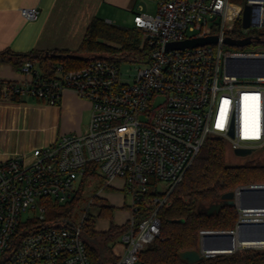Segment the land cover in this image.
I'll use <instances>...</instances> for the list:
<instances>
[{
	"label": "built area",
	"instance_id": "1",
	"mask_svg": "<svg viewBox=\"0 0 264 264\" xmlns=\"http://www.w3.org/2000/svg\"><path fill=\"white\" fill-rule=\"evenodd\" d=\"M155 2L154 15L133 17V27L144 33L151 52L132 78L122 79L116 60L91 56L82 68L57 65L53 76L45 78L27 61L19 70L31 76L29 85H7L8 96H31L49 105H57L62 92L71 90L90 102L91 112L84 133L64 134L28 155L0 161V264H91L82 230L88 212L78 224H47L41 205L43 198L70 201L90 164L96 166L102 188L113 179L123 181L130 216L119 236L124 252L116 264H138L140 252L159 235V209L208 138H221L233 150L264 149V0ZM246 7L250 26L243 32L260 30L247 39L262 44L224 49L233 27H242ZM21 14L34 20L39 11L22 8ZM207 36L217 41L165 48ZM229 60L234 61L231 70ZM251 186L264 184L235 192ZM151 191L158 194L145 204L148 214L137 221L138 204ZM93 204L90 200L88 207ZM237 209L236 225L229 231L240 222H264V209ZM25 212L31 215L28 223L22 220ZM208 232L215 231H200V239Z\"/></svg>",
	"mask_w": 264,
	"mask_h": 264
},
{
	"label": "trees",
	"instance_id": "2",
	"mask_svg": "<svg viewBox=\"0 0 264 264\" xmlns=\"http://www.w3.org/2000/svg\"><path fill=\"white\" fill-rule=\"evenodd\" d=\"M247 36L241 24L237 23L228 37L235 43L228 45L234 47L248 45L250 43ZM244 41L247 42L242 44ZM150 52L151 48L141 30L108 23L94 17L75 51L52 49L15 53L6 49L0 51V63L11 62L19 69L28 61L33 64L39 77L45 78L53 76L57 65L64 69L82 68L91 56H106L118 63L128 61L143 64L148 62ZM9 97L13 101H20L22 98L14 95ZM36 100L44 102L37 98ZM227 146V142L221 138L211 137L205 141L192 165L172 189L167 204L159 209V235L140 252L138 264H189L182 260L179 254L182 251L199 248L200 231L234 229L239 214L236 206L224 204L211 214L199 210L221 202V196L226 192L252 184H264V162L254 158L239 166H229L225 161ZM89 167L70 201L59 204L51 198L41 200L45 223L74 224L71 220L72 213L88 189L87 184L94 185L95 182L98 183L97 186L102 184L94 169L96 166L90 164ZM105 188L111 190V187ZM90 190L92 192V189ZM156 194L158 193L151 191L142 196L138 204L137 221L148 214L150 207H145V204ZM101 208L100 216L112 217L111 206L103 204ZM126 228V223L120 226L111 224L107 231L97 232L94 229V217L89 216L82 230L90 263L116 264L117 258L111 255L110 246ZM105 253H108V256ZM193 264H264V248H239L229 254L203 257Z\"/></svg>",
	"mask_w": 264,
	"mask_h": 264
},
{
	"label": "crops",
	"instance_id": "3",
	"mask_svg": "<svg viewBox=\"0 0 264 264\" xmlns=\"http://www.w3.org/2000/svg\"><path fill=\"white\" fill-rule=\"evenodd\" d=\"M22 8H37L39 14L36 19L27 20L21 14ZM155 12V0H0V51H75L94 17L119 26L133 27L134 15H154ZM31 79L11 62L0 63V161L14 155H28L33 148L45 146L61 135L86 131L91 104L71 90L62 92L57 105L37 101L31 96L22 97L20 101L11 100L6 93L7 85L28 86ZM109 187L123 192V181L113 179ZM104 190L107 189L101 184L88 203L100 200V192ZM103 204L113 208L111 218L100 216ZM92 206L91 213L88 209L91 206H87L86 210L94 217L97 232L107 231L111 224L123 225L130 216L123 201L114 205L104 200ZM114 208L123 214L120 220L113 223ZM123 252L124 246L118 237L110 246V253L118 258Z\"/></svg>",
	"mask_w": 264,
	"mask_h": 264
},
{
	"label": "water",
	"instance_id": "4",
	"mask_svg": "<svg viewBox=\"0 0 264 264\" xmlns=\"http://www.w3.org/2000/svg\"><path fill=\"white\" fill-rule=\"evenodd\" d=\"M250 26L249 21V8L246 7L242 18V28L246 29ZM217 41L216 36H207L201 38L187 39L182 42L169 43L166 45V49H182L192 48L195 46H201L205 44L215 43ZM247 41L242 42L245 44ZM226 44H234L235 41L226 38ZM233 60L227 61V68L231 70ZM247 74H254L248 72ZM234 153L237 155H247L251 151L249 149H234ZM224 204L236 206L242 210H256L264 209V186H251L241 188L236 194L235 191H229L221 196V202L210 205L206 209H200L199 212L204 211L207 214H211L214 211L219 210ZM264 242V222L259 221H246L240 222L234 231H215L205 233L200 239V248L202 251H206L209 254H229L239 248H244L248 245H254V243ZM256 246V245H255ZM260 246V245H258ZM200 249L186 250L180 252L179 256L182 260L189 264H193L204 257Z\"/></svg>",
	"mask_w": 264,
	"mask_h": 264
},
{
	"label": "rangeland",
	"instance_id": "5",
	"mask_svg": "<svg viewBox=\"0 0 264 264\" xmlns=\"http://www.w3.org/2000/svg\"><path fill=\"white\" fill-rule=\"evenodd\" d=\"M155 3L152 4V8H154ZM153 10V9H152ZM231 26V25H230ZM232 27V26H231ZM235 27H233L234 29ZM260 30L256 29H248L245 34L246 35H259L260 34ZM261 37H264V35H261ZM262 43H250L248 45H245L243 47H234L228 44L224 45V49H229V50H248V49H256L258 47H260ZM140 67H142L141 64L135 63V62H128V61H122L120 63V71L122 74V79L126 80V79H130L134 76V74L136 73L137 69H139ZM85 126H83V130H84ZM81 134V133H79ZM254 158H259L262 162H264V149H260V150H256L251 152L250 154L247 155H237L234 153V150L232 149V147L230 146V144H228L227 149H226V153H225V161L226 164L229 166H239L242 165L244 162H246L247 160H251ZM98 183L95 182L94 185L88 183L87 187L88 189H92L93 193H96L99 190V186H97ZM88 189H86L85 193L83 194L82 198L78 201V203L76 204L75 209L73 210L72 213V222H74V224H78L79 220L81 219L82 215L84 214L85 210L87 209L88 206V200L91 197V195L93 194L91 192V190L89 191ZM122 197V198H121ZM104 200H106L108 203L110 204H120L121 201H123V203L128 206L130 204V197L127 196L124 192H119L116 190H104L102 192H100V200H94V204H99L100 202H104ZM89 209V213H91V211L94 209V206H91L88 208ZM40 213L38 212L36 215H39ZM122 212L117 208H114V217L111 220L113 223L114 221L120 220V218L122 217ZM30 213L29 212H25L22 215V220L23 222L28 223V218L30 217ZM26 226V224L23 225V227ZM106 256H108V253H105Z\"/></svg>",
	"mask_w": 264,
	"mask_h": 264
},
{
	"label": "bare ground",
	"instance_id": "6",
	"mask_svg": "<svg viewBox=\"0 0 264 264\" xmlns=\"http://www.w3.org/2000/svg\"><path fill=\"white\" fill-rule=\"evenodd\" d=\"M254 245H264V242H258V243H254Z\"/></svg>",
	"mask_w": 264,
	"mask_h": 264
}]
</instances>
